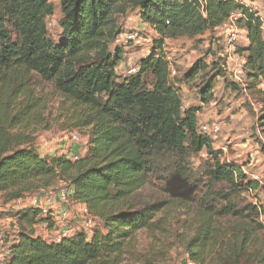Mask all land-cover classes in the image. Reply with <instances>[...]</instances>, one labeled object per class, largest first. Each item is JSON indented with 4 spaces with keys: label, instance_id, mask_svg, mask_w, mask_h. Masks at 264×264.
Masks as SVG:
<instances>
[{
    "label": "trees",
    "instance_id": "16d2710c",
    "mask_svg": "<svg viewBox=\"0 0 264 264\" xmlns=\"http://www.w3.org/2000/svg\"><path fill=\"white\" fill-rule=\"evenodd\" d=\"M58 3L60 35L54 41L47 29L54 13L51 0H0V195L8 204L46 193L61 181L70 201L83 204L96 225L90 232L81 228L57 243L47 242L36 226L51 230V213L22 209L11 216L17 233L1 264L134 263L139 260L134 249L138 233L162 236L178 207L191 218V236L183 245L185 264H264V224L256 207L241 198L260 184L248 179L237 163L221 161L211 141L200 134L201 107L184 109L180 96L183 81L202 75L196 94L201 104H208L217 81L229 78L226 60L217 57L220 49L209 46L212 63L199 59L177 80L170 77L171 63L164 55L166 40L201 37L212 43L216 29L238 13L237 27L248 40L245 48L235 49L244 58L242 85L232 82L225 89L237 98L246 95L255 134L258 130L264 136L259 14L238 0ZM128 5L157 37L137 72L121 77L117 68L124 49L110 47L121 34L113 14ZM35 80L51 86L69 106L73 130H86L84 156L74 161L41 156L29 135L19 132L44 107ZM252 105L259 107L257 113ZM200 153L206 161L201 174H194L189 160ZM151 177L162 183L165 199L138 205L135 197ZM157 216L161 218L155 221Z\"/></svg>",
    "mask_w": 264,
    "mask_h": 264
},
{
    "label": "rangeland",
    "instance_id": "374dc122",
    "mask_svg": "<svg viewBox=\"0 0 264 264\" xmlns=\"http://www.w3.org/2000/svg\"><path fill=\"white\" fill-rule=\"evenodd\" d=\"M255 1L259 3V11L264 15V0ZM51 2L54 6V13L47 19V29L49 37L54 41H57L60 35L58 22L61 18V12L58 0H51ZM123 9V12H115L113 14V18L116 25L119 27L121 34L118 36L117 41L110 46L111 50L115 47H122L124 49L123 63L117 68V74L121 77L129 75L128 70L136 67L139 60L148 55L155 39L150 35L148 28L144 26L145 24H143L136 16V10L132 9L129 5L123 6ZM128 35H134L136 41L140 40L141 45L136 44L135 41L127 42L125 37ZM143 41H149L150 43L146 44V42L143 43ZM210 42V39L209 41H206V39L201 37L195 39L181 38L176 42L167 41L164 45V55L170 61L171 67L176 72V75L172 76V78L174 77L177 80L182 79L183 74L199 59L211 64L212 58L210 55L206 54L208 53L206 51H208L209 46L212 43L215 44L216 48L218 45L215 42ZM219 59L223 60L222 58ZM201 79L202 75H199L195 79L183 81V85L181 84L183 89L181 88L180 92H182L184 99L182 103L184 109L191 106L200 107V100L196 94V89L200 84ZM145 80L146 84L149 86L151 83V77L147 76ZM232 82H234L233 78L231 79L227 77L225 83L222 80H218L215 87V89H217H214L212 100L215 99L218 101L219 97L223 95V91L228 94L230 100L233 98L232 102L239 99L237 98V95L232 96L233 94L229 91L230 89H225V86H228L229 88V83ZM34 83V88H36L38 93L40 92L42 96L44 107L38 117L31 120V122H29L24 128L20 129L19 132L29 135L34 148L41 155L46 153L47 155L68 156V154L73 153V148L75 147L79 148V152L82 151L85 147L84 142L87 135L86 130L75 131L72 129L70 122L67 120L69 106L53 91L51 86L42 83L40 84L38 80H35ZM230 100L226 99V101L222 102V110L231 105V103H228ZM238 102L241 106L242 102ZM246 105L247 103L244 102L242 107H244L247 114H239L238 108L230 111V113L232 115H242L243 118L238 117L236 119V126L232 130V135L237 136V138H235L239 139L237 142L241 141L242 143L245 140H248L249 146L242 150L244 151L242 153L243 156L236 160L233 158L235 151L229 150V161L236 162L240 165L247 160L248 156H251L254 160L258 161L259 164L252 170V172H256L261 177V187L259 188L258 197L262 198L264 196V151L261 150L262 144L257 143V136L253 128L255 120L253 112H251ZM251 109L253 110V107H251ZM222 110H218V112ZM72 135H77L79 141L76 143L73 142L71 138ZM203 161H206V155L204 153L191 157L189 164L194 174H201L204 167ZM65 188L66 184H59L56 186L55 190L45 194L28 196L22 200L10 202L8 204H6V198L3 195H0V231L5 235L4 240L2 241L3 244L13 241V237L17 233L16 222L14 218L11 217L14 213L24 209L23 207H29L33 197L38 199H43L44 197L53 198L54 194H57L59 191H66ZM241 198L247 202L250 201L247 195L243 194ZM164 199L165 197L162 194V183L158 178L151 177L149 185L135 197V202L138 205H144L145 203H154L163 201ZM160 218L161 216H157L155 221ZM1 220H3V222ZM190 221L191 218L185 209L180 207L174 208L170 213L165 234L161 236L158 233H151L149 231L138 233L134 249L137 255L136 257L139 260L127 264H185L186 256L183 250V245L186 237L188 241V238L191 236V234H189V231L191 230ZM262 222L264 223V217ZM98 225L100 226V223ZM36 229L39 235H41V232L44 230L43 226H37ZM0 252L3 256H1V258L3 259L5 249L3 248ZM187 264L189 263L187 262Z\"/></svg>",
    "mask_w": 264,
    "mask_h": 264
},
{
    "label": "crops",
    "instance_id": "0c3cea01",
    "mask_svg": "<svg viewBox=\"0 0 264 264\" xmlns=\"http://www.w3.org/2000/svg\"><path fill=\"white\" fill-rule=\"evenodd\" d=\"M241 3H243L244 5L248 6L249 8H251L253 11L257 12L259 14V16L262 18L263 21V26H264V15L263 13H261L260 10V5L257 1L255 0H238ZM145 24V23H143ZM146 28H148L150 35L153 38H156L157 35L155 34V32L152 30V28L148 25H144ZM228 34V31L225 30L222 26L217 28L215 33L212 34L211 36L214 38L213 42H216V44L218 45V49H220L217 52V57H223L226 60V66H227V71L229 74V78H234L238 77L241 78V73H242V66L244 63V58L242 55L240 54H236L235 53V49L236 48H245L248 45V40L246 38V33L243 30L238 29V39L237 42L235 43L234 49L229 47L227 42H226V36ZM263 38H264V32H262ZM228 37V36H227ZM166 40L165 44L167 43ZM172 42H176V41H172ZM213 44V45H212ZM210 46H212V50L216 51V47L215 44L212 43ZM165 54V53H164ZM220 81V80H219ZM219 84V83H218ZM182 88V87H181ZM183 89V88H182ZM217 89V88H216ZM215 89V90H216ZM214 92V91H213ZM223 95H221L218 99V101L211 100L208 104H199V106L201 107V110L198 112L197 117H198V123H205V122H215L218 123L221 127V133L219 135V139H218V146H223V145H232L230 147V150L235 151L233 158L236 159H240L242 155V153L244 151V149L248 148L249 146V141L245 140L244 142L241 143L237 142V140L239 139H235L237 138L236 135H232V130L233 128L236 126V119L238 117L243 118L242 115L239 114H247L245 112L244 107H242V104L246 101L245 98L247 99L245 94H242V96L237 99L235 102H232V99L230 100L228 98V94H226V92L223 91L222 93ZM180 96L182 98V103L184 101L183 99V95L182 92H180ZM224 96V97H222ZM234 96V94L232 95ZM215 98V96H214ZM224 98V99H222ZM230 100L228 101V103H231V105L229 107H226L224 110L223 109V104L222 102ZM241 99V100H240ZM241 101L242 104L241 106L239 105V102ZM218 107V108H217ZM239 109V114H235L232 115L230 113V111L235 110V109ZM222 110L219 111L218 110ZM259 107L258 106H254L253 105V111L255 113H257ZM87 138H85V147L83 148L82 151L79 152V148L75 147L73 148V153L68 154V156H66L68 159H71L73 157H82L85 155L86 151H87ZM242 140V139H241ZM41 155V154H40ZM41 156H47V157H56V156H60V155H47L46 153H44ZM236 163V162H235ZM64 185L63 182L58 181L55 185V187L49 189L47 192H50L52 190L56 189L57 185ZM46 192V193H47ZM45 194V193H43ZM34 198V197H33ZM49 199L52 203H51V207H47V203L46 200ZM40 204L42 208H45L48 210V212H50L52 214L53 211H50V209L52 208L53 210L56 209H60V208H64L68 211L69 213V219L68 222L66 223V228L68 229H73V231H78L79 229H81L82 227V218L87 214V210L86 207L83 204H79V203H75V202H70L69 205L62 207V204L58 198L57 194H54L53 198H49V197H44L43 199L40 198ZM29 207H32V205H29ZM29 207H23L25 208H29ZM86 212V213H85ZM3 222V220H1ZM38 226H43L44 230L41 232V236L44 237H48L50 235L53 234V232L51 230H49L48 228H46L45 225H38ZM37 227V226H36ZM37 232V229H36ZM38 234V233H37ZM8 244H1L0 245V250H3V248L5 249V253H6V249L8 248Z\"/></svg>",
    "mask_w": 264,
    "mask_h": 264
},
{
    "label": "built area",
    "instance_id": "2783aa9c",
    "mask_svg": "<svg viewBox=\"0 0 264 264\" xmlns=\"http://www.w3.org/2000/svg\"><path fill=\"white\" fill-rule=\"evenodd\" d=\"M239 14L238 13H233L229 17V19L222 25V27L228 31V37L226 39V42L229 47L234 49L235 43L237 42L238 39V27H237V20L239 19ZM262 32H264V26L262 25ZM136 37L134 35H128L125 37L127 42L135 41L136 44L141 45L140 40L135 39ZM149 44V41H143V43ZM143 45V44H142ZM137 68H131L128 70V74H134L137 72ZM170 77L175 76L176 72L173 70V68H170ZM235 83H239L242 85V80L241 78H234ZM245 103H247V100L245 98ZM253 107V105H252ZM199 131L200 134L203 136L207 137L211 141V146L215 151H218L219 157L221 161L223 162H230L229 161V154L228 151L230 150V146L232 145H223V146H218V139L219 135L221 133V127L218 123L215 122H205V123H200L199 124ZM256 135L260 141V144H262V151H264V136H262L258 130H256ZM73 142H78L79 138L77 135H72L71 136ZM77 157H73L72 161L76 160ZM258 161L254 160L253 157L248 156L247 160L243 163L240 164V169L243 172V174L250 180L257 181L259 184H261V177L256 173L252 172V170L258 165ZM261 187V186H260ZM58 198L62 204V207L67 206L70 204V199L68 196V193L65 190L59 191L57 193ZM248 198L250 199V202L252 205H254L260 215V221L262 222V219L264 217V196L262 198H259V189L257 190H249L248 191ZM40 199L34 197L31 199V205L32 207L38 208L42 211L44 215H48L50 212H48L47 209L40 207ZM47 207H51V201L49 199L46 200ZM50 211H53L51 216H52V221H53V228L51 231L53 232L52 235L48 237H44V239L47 242H54L57 243L63 238H69L71 237L75 231L73 229H68L66 228V223L68 222L69 219V213L66 209L60 208L53 210L52 208ZM86 213V212H85ZM263 223V222H262ZM264 224V223H263ZM96 225V220L92 217H90L88 214H86L82 218V229L90 232ZM5 235L0 231V245L3 244ZM1 252H0V264L2 263V258H1ZM5 256V255H4ZM3 257V256H2Z\"/></svg>",
    "mask_w": 264,
    "mask_h": 264
}]
</instances>
